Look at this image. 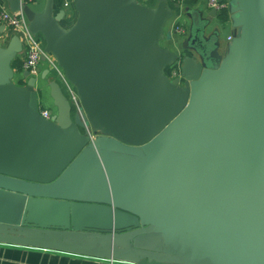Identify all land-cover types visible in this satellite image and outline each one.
<instances>
[{
	"label": "water",
	"instance_id": "1",
	"mask_svg": "<svg viewBox=\"0 0 264 264\" xmlns=\"http://www.w3.org/2000/svg\"><path fill=\"white\" fill-rule=\"evenodd\" d=\"M225 1L208 32L214 10H186L173 51L158 41L177 2L71 0L62 29L50 0L39 12L6 0L77 106L53 79L42 118L36 76L10 66L19 37L0 44V244L109 264H264V0Z\"/></svg>",
	"mask_w": 264,
	"mask_h": 264
},
{
	"label": "crops",
	"instance_id": "2",
	"mask_svg": "<svg viewBox=\"0 0 264 264\" xmlns=\"http://www.w3.org/2000/svg\"><path fill=\"white\" fill-rule=\"evenodd\" d=\"M47 0H33L28 6L31 10L39 12L42 10L44 4ZM52 6V12L57 14L59 10H63V17L58 21L59 26L62 29H67L75 19V12L71 6V0H50ZM63 1H67L68 5L63 6ZM142 4H145L149 7H153L156 4V0H136ZM166 5L169 8H172L173 3L176 1L173 0H165ZM178 3V8H173V15L163 27L164 36L162 39L158 41L160 46L167 47L170 50L177 51L179 49L180 43L187 36V27L189 23L188 15L186 14V10L188 11H196L200 10L201 16H206L205 9V0H180ZM0 4L7 8L6 0H0ZM180 23L185 27V35L182 36L180 34L174 33L173 26L176 23ZM218 24V18H211L210 24L206 27L205 32L211 30V28ZM14 33L5 28L3 30V34L1 35L3 38H0V44L6 42L7 39L13 35ZM167 34H170V38L167 39ZM232 35L230 26H226L220 34V47L217 52L220 55H223L226 44V36ZM35 38L38 42L43 46L42 37L39 34H34ZM171 65L165 69L166 74H170ZM47 68L46 64L40 60L37 70L38 72H43ZM36 83L35 89L37 92V100L38 103L42 105L43 108L50 111L52 114L54 109L52 108V102L50 97L48 96V87L47 83L51 80H55L56 83L60 86L61 91L66 94V89L62 79L56 73L55 70H49L48 74H46L45 78L42 80L39 77V73L36 75ZM14 82L17 84L21 83L20 77L16 76L14 78ZM0 264H109L106 260H99L92 257L68 254L63 252H55L51 250H42L36 248H26L14 245H4L0 244Z\"/></svg>",
	"mask_w": 264,
	"mask_h": 264
},
{
	"label": "built area",
	"instance_id": "3",
	"mask_svg": "<svg viewBox=\"0 0 264 264\" xmlns=\"http://www.w3.org/2000/svg\"><path fill=\"white\" fill-rule=\"evenodd\" d=\"M33 0H20V3L30 4ZM179 2L180 0H173ZM62 5L65 7L68 5L67 1H63ZM205 9L206 11L214 10L215 17L218 18V15L221 11L227 10V3L225 0H205ZM0 24L4 26V29L7 28L16 34L21 42V51L17 54L21 62V68L19 71L27 70L30 75L37 74V67L40 62L41 57H44L43 62L46 64L47 68L50 70L53 69L62 79L66 89V97L72 103V105L77 106V96L73 88L67 83L66 79L63 76L62 71L56 65L53 56L49 53H44L43 46L35 38L34 34L29 32L27 29V21L21 12V10L11 12L8 8H5L0 4ZM174 33L184 35L185 27L179 22L173 26ZM231 36H226V41L230 40ZM179 74L178 65L171 67L170 76H176ZM38 113L42 118L48 119L50 116V111L45 108H39Z\"/></svg>",
	"mask_w": 264,
	"mask_h": 264
},
{
	"label": "trees",
	"instance_id": "4",
	"mask_svg": "<svg viewBox=\"0 0 264 264\" xmlns=\"http://www.w3.org/2000/svg\"><path fill=\"white\" fill-rule=\"evenodd\" d=\"M218 18L222 21L226 20L228 18V13L225 10L221 11L218 15ZM10 66L12 69L19 71L21 68V62L19 60V58L17 57V55L15 56V58L11 61ZM66 96V94H65Z\"/></svg>",
	"mask_w": 264,
	"mask_h": 264
},
{
	"label": "rangeland",
	"instance_id": "5",
	"mask_svg": "<svg viewBox=\"0 0 264 264\" xmlns=\"http://www.w3.org/2000/svg\"><path fill=\"white\" fill-rule=\"evenodd\" d=\"M15 79H13V81H14ZM39 108H42V105L40 104V103H38V109ZM53 108V107H52ZM54 109V108H53ZM52 251V250H51ZM55 252H59V251H55Z\"/></svg>",
	"mask_w": 264,
	"mask_h": 264
}]
</instances>
